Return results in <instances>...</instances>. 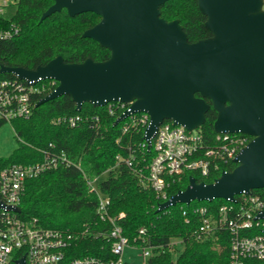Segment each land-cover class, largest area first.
<instances>
[{"label":"water","instance_id":"obj_1","mask_svg":"<svg viewBox=\"0 0 264 264\" xmlns=\"http://www.w3.org/2000/svg\"><path fill=\"white\" fill-rule=\"evenodd\" d=\"M167 1L53 0L41 21L65 9L70 17L100 16L82 37L107 48L110 58L68 63L57 56L33 70L3 65L0 73L30 81L56 80L58 86L36 106L67 95L77 111L85 103L102 107L131 102L130 111L114 125L145 112L150 116L145 140L164 121L188 130L201 128L211 105L217 112L216 133L240 132L253 138L236 158V168L222 172L213 183L191 177L184 191L159 204L158 212L193 201L234 200L244 191L264 189L263 0H197L211 36L196 43L189 42L180 21L161 17ZM9 209L19 213L18 207ZM19 263L27 264L25 258Z\"/></svg>","mask_w":264,"mask_h":264},{"label":"trees","instance_id":"obj_2","mask_svg":"<svg viewBox=\"0 0 264 264\" xmlns=\"http://www.w3.org/2000/svg\"><path fill=\"white\" fill-rule=\"evenodd\" d=\"M53 4V0H17L16 13L10 20L0 17V26H18L20 32L15 38L0 40V68L23 67L29 70L44 66L53 58L61 56L68 63H83L91 58L96 62L110 58V51L83 33L96 26L101 17L93 13H82L70 17L67 10L56 12L41 21L42 15ZM161 17L166 21H180L190 43L210 38L206 28V16L199 10L197 0H168L161 7ZM1 74L0 77H7ZM36 96V101L48 96L57 86L49 88ZM207 102L211 105L210 100ZM33 114L27 118L12 121L18 148L8 158L0 159V170L11 165H35L41 163L44 151L64 152L73 162L69 167L60 166L46 171L36 178L28 179L22 199L18 206L19 218L38 220L45 228H57L81 232L85 225L97 222L98 198L90 192L87 180L76 165L80 164L90 178L100 177L110 170L108 178L100 184L102 193L110 197V210L113 215L125 212L120 222L124 233L132 241L142 227L148 229L149 243L158 247L159 252L149 259L148 264H172L175 250L172 251L173 238L182 239L184 250L177 256V264H229V242L217 244L216 241L198 242L192 234L200 225L194 209L207 206L217 210L224 200L194 201L189 205L177 204L158 212L159 200L156 193L141 184L133 169L123 162L117 166V157L128 156L130 148L142 141L144 129L122 133V125H114L116 116L110 114L107 105L95 107L90 103L77 111L72 98L61 96L34 107ZM80 116L82 121L75 127L57 123L60 118ZM98 118L99 121L93 119ZM217 112L212 107L206 113L204 125L200 128L203 139L214 144V130ZM0 121V125L3 124ZM253 140L252 137H249ZM116 169H112L116 167ZM237 165H223L232 171ZM221 173L208 178H199L188 172L184 180L173 185L172 194L184 191L191 177L205 183H213ZM255 192L264 195V189ZM187 213L188 221L183 214ZM108 243L92 236L82 239L72 257L102 256ZM177 251V248H176Z\"/></svg>","mask_w":264,"mask_h":264},{"label":"built area","instance_id":"obj_3","mask_svg":"<svg viewBox=\"0 0 264 264\" xmlns=\"http://www.w3.org/2000/svg\"><path fill=\"white\" fill-rule=\"evenodd\" d=\"M11 5V0H0V17L4 20H10L4 15ZM262 9L264 10V3ZM19 32L18 26H0V40H11ZM8 75L0 77V121L9 123L17 118H29L38 102L36 96L47 88L45 82L49 81V88L57 83L54 79L30 81L17 74ZM131 104L118 100L106 105L117 120L126 111H130ZM93 120L99 121L97 117ZM81 121L80 116H69L58 119L57 123L64 122L75 127ZM119 124L122 125L123 134L144 129L142 141L137 147L130 148L128 156L120 155L116 158L117 166L123 162L131 167L141 184L156 193L158 206L175 195H171L170 190L173 185L181 183L188 172L205 179L217 173L222 176V172H230L223 169V165H238L236 158L252 141L250 136L240 132H221L216 133L214 144H208L203 139L200 128L188 130L172 120L164 121L153 136L145 140L146 129L150 126V116L145 112L130 114ZM50 146L52 150L44 151L41 163L15 164L0 170V264H20L22 258H25L27 264H130L123 260L127 251L136 253L142 264H148L158 250V247L149 243L148 229L140 228L137 237L131 241L120 225L126 216L125 212L113 215L109 195L100 190L102 175L90 178L80 164L76 165L77 168L87 180L90 192L96 193L98 198V220L93 226L85 225L83 231L78 233L45 228L38 220H23L19 218L18 212L9 209L19 206L28 179L60 166L69 167L73 164L64 152H54V145ZM110 170L104 173L109 174ZM197 182L200 183L198 180ZM223 200L225 202L217 210L207 206L194 209L200 225L194 230L192 237L198 242H229V264H264V195L252 190L240 193L234 200ZM183 216L189 222L186 212ZM88 236L101 238L108 243L102 250V256L72 257L78 243ZM179 243L184 242L173 238L172 251L176 250ZM172 264H177V258Z\"/></svg>","mask_w":264,"mask_h":264},{"label":"rangeland","instance_id":"obj_4","mask_svg":"<svg viewBox=\"0 0 264 264\" xmlns=\"http://www.w3.org/2000/svg\"><path fill=\"white\" fill-rule=\"evenodd\" d=\"M12 5L7 8L5 13L6 19H11L16 13V3L17 0H11ZM18 142L16 139L14 128L12 124L9 122H4L0 125V159L8 158L11 154L18 148ZM108 178V174L104 173L102 175L100 181H104ZM177 251L175 250L173 259H176L177 256L184 250V245L179 243L176 246ZM123 260L127 261L130 264H142V260H139L136 253H132L127 251L125 255H123Z\"/></svg>","mask_w":264,"mask_h":264}]
</instances>
